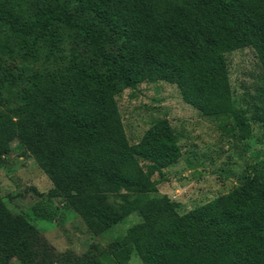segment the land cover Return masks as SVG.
Here are the masks:
<instances>
[{"label": "trees", "instance_id": "obj_1", "mask_svg": "<svg viewBox=\"0 0 264 264\" xmlns=\"http://www.w3.org/2000/svg\"><path fill=\"white\" fill-rule=\"evenodd\" d=\"M36 1L0 0V53L40 65L25 77L20 103L0 113V166L19 137L23 150L50 168L55 186L48 197L101 224L133 212L142 221L109 246L44 252L24 264H127L133 251L142 264H264V148L237 187L180 214L157 185L182 154V134L159 119L131 143L117 102L124 87L165 81L202 113L221 116L229 135L249 138L226 54L253 49L263 73L254 105L264 109V0ZM67 32L81 37L96 61L66 55ZM23 78L0 75V103L14 100ZM26 225L0 196V235L12 237Z\"/></svg>", "mask_w": 264, "mask_h": 264}, {"label": "rangeland", "instance_id": "obj_2", "mask_svg": "<svg viewBox=\"0 0 264 264\" xmlns=\"http://www.w3.org/2000/svg\"><path fill=\"white\" fill-rule=\"evenodd\" d=\"M34 5H39L38 0ZM64 48L66 55L77 51L87 61L97 59L91 56L84 40L74 33H66ZM226 61L236 105L246 110L250 123L251 135L243 140L226 132L221 116L204 114L185 102L174 84L142 81L134 88L124 87L117 95L131 143L139 142L159 119H167L172 128L182 134L179 143L182 154L163 169L168 180L157 185L159 194H166L179 203L177 210L180 214L237 187L243 176L263 158L264 109L254 105L257 88L261 86L262 70L250 47L227 53ZM53 66L51 64L50 69ZM39 67V64L28 65L17 56L12 58L0 53V75L12 71L24 77L14 89V100L0 103V113L10 111L12 106L20 103V93L28 86L25 77L28 73L40 71ZM226 125L230 127L231 121ZM54 136L55 143L58 135ZM48 144L53 145L51 141ZM11 145L0 166V196L8 214L24 218L27 225L12 237L0 235V264L5 260L11 264H24L23 258L45 256L44 252L54 255L73 251L78 254L90 248L109 246L142 221L141 216L133 212L128 213L122 222L101 224L95 218L84 217L66 206L59 197H48L47 191L55 186L50 168L43 160L23 150L19 137L14 138ZM159 176L153 174V178ZM78 189L74 187L73 190ZM109 200L117 207L122 202L116 196ZM127 264H142L135 251L130 253Z\"/></svg>", "mask_w": 264, "mask_h": 264}]
</instances>
